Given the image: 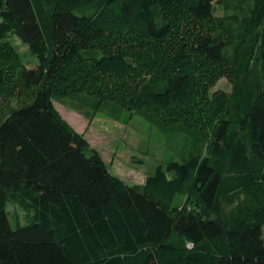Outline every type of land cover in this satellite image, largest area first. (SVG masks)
<instances>
[{"label": "trees", "instance_id": "1", "mask_svg": "<svg viewBox=\"0 0 264 264\" xmlns=\"http://www.w3.org/2000/svg\"><path fill=\"white\" fill-rule=\"evenodd\" d=\"M241 1L259 33L258 72L206 100L218 121L205 133L176 116L193 115L207 73L230 64L219 33L201 31L226 1L0 0V95H20L7 79L17 64L9 35L37 59L17 73L31 95L0 121V264H264V0ZM54 100L87 118L132 111L189 147L140 190L110 172ZM7 195L33 209L29 222L11 225Z\"/></svg>", "mask_w": 264, "mask_h": 264}, {"label": "rangeland", "instance_id": "2", "mask_svg": "<svg viewBox=\"0 0 264 264\" xmlns=\"http://www.w3.org/2000/svg\"><path fill=\"white\" fill-rule=\"evenodd\" d=\"M223 1H226L228 7L218 8L215 21L213 19L209 23L210 25L205 26L203 30L196 28L193 32L206 31L212 36L219 33V39L224 43V56L230 60V64L229 66L225 65L223 74L217 73L211 77L207 73L210 76V82L206 87L205 102L199 98L198 102H195L197 98L195 95L193 99V103L203 106L200 105L198 109L196 105L199 104H193L195 111L193 115L181 118V115L187 113L180 109L181 111L176 116L177 121L186 120L189 123L190 120V125L194 124V126L204 128L205 133L210 132L218 121V119L213 120V116H209L211 107L207 101L212 100L217 94L230 96L233 90V81L244 74L243 70L252 71L253 76L258 72V65L254 63L258 44V29L248 28V24L245 22L249 15V5L241 0ZM7 39L17 53V64H14L10 70L13 73L7 79L18 84L20 95L18 97L0 95V121L11 110L20 107L27 101L28 96L32 93L20 86L17 79L20 65L31 67L37 63L35 56L29 53L27 46L16 36L11 34ZM239 65H242V70H239ZM200 83L203 86L202 80ZM54 106L61 117L74 130L83 135L90 147L100 154L114 176L127 185L140 190L143 188L145 178L153 172L157 165L163 164L170 157L178 159L181 151L187 146L183 135L162 134L143 119L134 115L132 111L124 112L120 120L114 121L102 113H95L91 115V118H87L72 110L63 100H54ZM232 137L245 147L246 152L248 151L249 141L246 134L234 130ZM228 153L225 155L228 156ZM242 199L243 197L236 198L233 204H225L223 213L229 216L231 212L237 210ZM4 209L8 213L12 226L15 224L24 225L34 216L33 209L17 199L15 195L5 197ZM262 237H264V226H262Z\"/></svg>", "mask_w": 264, "mask_h": 264}, {"label": "built area", "instance_id": "3", "mask_svg": "<svg viewBox=\"0 0 264 264\" xmlns=\"http://www.w3.org/2000/svg\"><path fill=\"white\" fill-rule=\"evenodd\" d=\"M188 247H190V246L188 245Z\"/></svg>", "mask_w": 264, "mask_h": 264}]
</instances>
